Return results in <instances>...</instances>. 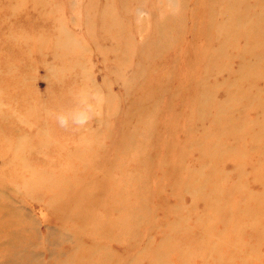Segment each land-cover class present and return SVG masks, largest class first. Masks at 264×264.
Returning a JSON list of instances; mask_svg holds the SVG:
<instances>
[{"label": "rangeland", "instance_id": "obj_1", "mask_svg": "<svg viewBox=\"0 0 264 264\" xmlns=\"http://www.w3.org/2000/svg\"><path fill=\"white\" fill-rule=\"evenodd\" d=\"M211 1L0 0V264H264V0Z\"/></svg>", "mask_w": 264, "mask_h": 264}, {"label": "bare ground", "instance_id": "obj_2", "mask_svg": "<svg viewBox=\"0 0 264 264\" xmlns=\"http://www.w3.org/2000/svg\"><path fill=\"white\" fill-rule=\"evenodd\" d=\"M227 1H229V0H227ZM226 1V3H225V7L227 8V7H229L231 4H232V2L231 1H229V2H227ZM131 2L133 3V0H131ZM211 5L212 6H217V5H219V0H212L211 1ZM244 6V5H243ZM95 7H93V9H94ZM103 9V8H102ZM156 10V9H155ZM102 12L104 13V15L106 16V14H107V12H108V9L106 8V11H105V9H103L102 10ZM209 13H210V15L212 16V13H211V10L209 11ZM110 16H111V20L113 21V19L115 20V17L114 16H112L111 14H109ZM117 21V20H116ZM225 21H227V19L225 18ZM87 24V23H86ZM130 39L128 38V41H129ZM128 141H129V139H128V137H126V145L128 144ZM99 189V188H98ZM100 189H101V187H100ZM99 191V190H98ZM97 191V192H98ZM97 195V194H96ZM114 205V204H113ZM91 206L90 205H87L86 207H84L83 206V204H79V215H80V217H81V215L84 217V216H90L89 215V208H90ZM77 208H78V206H77ZM86 209H87V211H86ZM88 212V213H87ZM87 218V217H86ZM89 219V218H88ZM86 220V219H85ZM129 223V222H128ZM93 225H95L96 226V224L93 222L92 223ZM126 225V224H125ZM113 227V226H112ZM124 228V227H123ZM85 230V229H84ZM110 231V230H109ZM108 231V232H109ZM115 231V230H114ZM105 232H107V231H105ZM118 232V231H117ZM118 235V234H117ZM78 236V235H77ZM78 238V237H77ZM76 239V238H75ZM64 242V241H63ZM87 244V243H86ZM82 247H84V246H82ZM90 247V246H89ZM93 250V249H92ZM88 252V251H87ZM81 253V252H80ZM89 253V252H88ZM72 255V254H71ZM86 258V257H85Z\"/></svg>", "mask_w": 264, "mask_h": 264}, {"label": "clouds", "instance_id": "obj_3", "mask_svg": "<svg viewBox=\"0 0 264 264\" xmlns=\"http://www.w3.org/2000/svg\"><path fill=\"white\" fill-rule=\"evenodd\" d=\"M60 122H61V125H65L66 124V121L63 119V118H60ZM82 122V121H81Z\"/></svg>", "mask_w": 264, "mask_h": 264}]
</instances>
